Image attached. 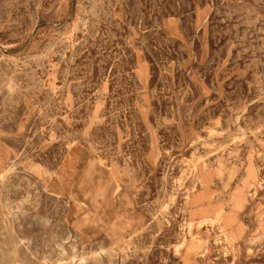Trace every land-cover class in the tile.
I'll return each instance as SVG.
<instances>
[{"label": "rangeland", "instance_id": "rangeland-1", "mask_svg": "<svg viewBox=\"0 0 264 264\" xmlns=\"http://www.w3.org/2000/svg\"><path fill=\"white\" fill-rule=\"evenodd\" d=\"M0 264H264V0H0Z\"/></svg>", "mask_w": 264, "mask_h": 264}]
</instances>
